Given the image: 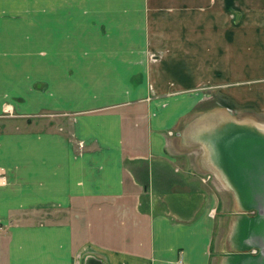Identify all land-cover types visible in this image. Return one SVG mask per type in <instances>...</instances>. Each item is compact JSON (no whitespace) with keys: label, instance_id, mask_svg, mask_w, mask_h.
Instances as JSON below:
<instances>
[{"label":"crops","instance_id":"obj_1","mask_svg":"<svg viewBox=\"0 0 264 264\" xmlns=\"http://www.w3.org/2000/svg\"><path fill=\"white\" fill-rule=\"evenodd\" d=\"M261 216L264 0H0V264H264Z\"/></svg>","mask_w":264,"mask_h":264},{"label":"water","instance_id":"obj_2","mask_svg":"<svg viewBox=\"0 0 264 264\" xmlns=\"http://www.w3.org/2000/svg\"><path fill=\"white\" fill-rule=\"evenodd\" d=\"M254 202H256L257 204L258 203L261 204L263 201H258V202L257 201H254ZM263 218H264V216H261L260 224L264 222V219ZM89 264H92V263L90 262Z\"/></svg>","mask_w":264,"mask_h":264},{"label":"rangeland","instance_id":"obj_3","mask_svg":"<svg viewBox=\"0 0 264 264\" xmlns=\"http://www.w3.org/2000/svg\"><path fill=\"white\" fill-rule=\"evenodd\" d=\"M209 177H210V176H209ZM209 177H208V178H209ZM257 202H258V201H257ZM263 219H264V218H263ZM260 228H261V229H264V222L260 224Z\"/></svg>","mask_w":264,"mask_h":264},{"label":"built area","instance_id":"obj_4","mask_svg":"<svg viewBox=\"0 0 264 264\" xmlns=\"http://www.w3.org/2000/svg\"><path fill=\"white\" fill-rule=\"evenodd\" d=\"M9 109H6V111H8Z\"/></svg>","mask_w":264,"mask_h":264}]
</instances>
